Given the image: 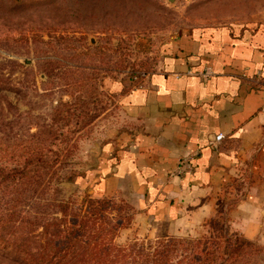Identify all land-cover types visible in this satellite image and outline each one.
Returning <instances> with one entry per match:
<instances>
[{"label":"rangeland","instance_id":"374dc122","mask_svg":"<svg viewBox=\"0 0 264 264\" xmlns=\"http://www.w3.org/2000/svg\"><path fill=\"white\" fill-rule=\"evenodd\" d=\"M263 20L264 0H0V140L33 142L39 131H55L61 148L72 147L73 162L61 172L72 181L63 179L59 197L77 207L86 198L125 204L110 215L124 220L113 244L153 254L162 240L172 241L175 263L184 248L190 254L197 242L223 240L221 228L228 236L234 232L217 211L200 226L166 235L124 198L94 194L89 175L100 165L102 148L133 132L121 127L111 85L132 73L148 76L165 45L182 32ZM251 243L264 249L262 242ZM254 262L245 264H261ZM0 264L24 263L0 249Z\"/></svg>","mask_w":264,"mask_h":264},{"label":"crops","instance_id":"0c3cea01","mask_svg":"<svg viewBox=\"0 0 264 264\" xmlns=\"http://www.w3.org/2000/svg\"><path fill=\"white\" fill-rule=\"evenodd\" d=\"M111 92L133 132L102 148L95 195L124 198L166 235L222 211L264 243V20L182 32L139 86ZM182 162L192 170L178 174Z\"/></svg>","mask_w":264,"mask_h":264},{"label":"trees","instance_id":"16d2710c","mask_svg":"<svg viewBox=\"0 0 264 264\" xmlns=\"http://www.w3.org/2000/svg\"><path fill=\"white\" fill-rule=\"evenodd\" d=\"M133 74L120 82L124 89L139 86L145 78ZM32 141L0 140V249L24 264H245L249 259L264 264V249L236 232L228 236L222 228L223 240L197 242L190 254L184 248L175 263L172 241L162 240L153 254L136 245L116 247L113 239L124 220L110 215L120 214L126 205L86 198L77 207L61 199V182L72 181L71 175L61 174L73 164L72 147L61 148L64 143L55 131H39ZM249 248L253 250L248 253Z\"/></svg>","mask_w":264,"mask_h":264},{"label":"built area","instance_id":"2783aa9c","mask_svg":"<svg viewBox=\"0 0 264 264\" xmlns=\"http://www.w3.org/2000/svg\"><path fill=\"white\" fill-rule=\"evenodd\" d=\"M224 136L223 135H218L214 138V144L218 145L222 140ZM192 170L191 165L188 162H182L181 166L179 168L178 174L181 172H190Z\"/></svg>","mask_w":264,"mask_h":264},{"label":"water","instance_id":"95a60500","mask_svg":"<svg viewBox=\"0 0 264 264\" xmlns=\"http://www.w3.org/2000/svg\"><path fill=\"white\" fill-rule=\"evenodd\" d=\"M169 1H173V0H169Z\"/></svg>","mask_w":264,"mask_h":264}]
</instances>
